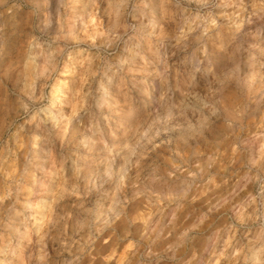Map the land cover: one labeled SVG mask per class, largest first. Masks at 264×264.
Returning <instances> with one entry per match:
<instances>
[{"label":"clouds","instance_id":"obj_1","mask_svg":"<svg viewBox=\"0 0 264 264\" xmlns=\"http://www.w3.org/2000/svg\"><path fill=\"white\" fill-rule=\"evenodd\" d=\"M0 264H264V0H0Z\"/></svg>","mask_w":264,"mask_h":264}]
</instances>
